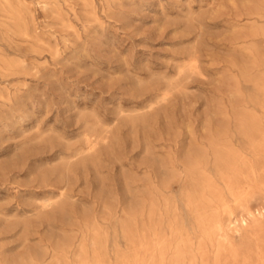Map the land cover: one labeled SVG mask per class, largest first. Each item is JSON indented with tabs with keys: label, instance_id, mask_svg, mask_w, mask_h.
<instances>
[{
	"label": "rangeland",
	"instance_id": "obj_1",
	"mask_svg": "<svg viewBox=\"0 0 264 264\" xmlns=\"http://www.w3.org/2000/svg\"><path fill=\"white\" fill-rule=\"evenodd\" d=\"M262 136L264 0H0V264H264Z\"/></svg>",
	"mask_w": 264,
	"mask_h": 264
},
{
	"label": "bare ground",
	"instance_id": "obj_2",
	"mask_svg": "<svg viewBox=\"0 0 264 264\" xmlns=\"http://www.w3.org/2000/svg\"><path fill=\"white\" fill-rule=\"evenodd\" d=\"M192 66L194 67L195 65L193 64ZM263 151H264V136L261 137L260 141L257 143V145H255V148L253 150L254 154L258 156L259 159L257 163L258 165L250 164L246 160H244V157H239L234 161V165L231 166L232 175L234 177L233 179L225 181L226 183L224 190L223 189L220 190L213 184L209 185V189H208L209 192L213 195V197L216 200L222 203L223 212L224 214H227L230 225H232L233 223L232 220L236 216L233 213H231L226 197H230L232 201L235 202L238 206H242V213L236 219V222L239 223L237 224L239 225V227L247 228L249 226L250 221L256 223L259 220V218L263 216L264 206L262 209L258 210L257 213H255V211H252L249 206H244V203L248 200L250 194L252 193L253 185L256 182H258V177H260L264 181V162L259 158L260 155L263 154ZM208 231L209 234H216V233L224 234V230L222 226L220 225L219 221L216 220V218L214 217H211V220L209 221ZM225 237L226 239H229V236L226 234Z\"/></svg>",
	"mask_w": 264,
	"mask_h": 264
}]
</instances>
